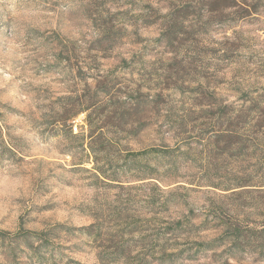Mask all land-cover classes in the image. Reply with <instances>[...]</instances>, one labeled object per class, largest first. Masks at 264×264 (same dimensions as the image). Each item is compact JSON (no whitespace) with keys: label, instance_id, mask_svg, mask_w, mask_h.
I'll use <instances>...</instances> for the list:
<instances>
[{"label":"rangeland","instance_id":"rangeland-1","mask_svg":"<svg viewBox=\"0 0 264 264\" xmlns=\"http://www.w3.org/2000/svg\"><path fill=\"white\" fill-rule=\"evenodd\" d=\"M0 264H264V0H0Z\"/></svg>","mask_w":264,"mask_h":264},{"label":"trees","instance_id":"trees-1","mask_svg":"<svg viewBox=\"0 0 264 264\" xmlns=\"http://www.w3.org/2000/svg\"><path fill=\"white\" fill-rule=\"evenodd\" d=\"M88 110H89V108H81L79 110H76L75 112L70 114L67 118H65L64 123H67L70 120H72L81 111H88ZM117 119L120 122H124L127 119V114H125L124 112H121V113L117 114ZM95 121L96 120H95V118L93 116V112H90V113L88 112V115H87V118H86V122H87V124L90 127V132H89V135H88L87 139H90V141L88 142V145H89L90 149L92 150V152H94V153H95V151H94L93 144H94V140L96 139V138H93L94 133H95V129H96Z\"/></svg>","mask_w":264,"mask_h":264},{"label":"built area","instance_id":"built-area-1","mask_svg":"<svg viewBox=\"0 0 264 264\" xmlns=\"http://www.w3.org/2000/svg\"><path fill=\"white\" fill-rule=\"evenodd\" d=\"M75 129L77 130V126L75 127Z\"/></svg>","mask_w":264,"mask_h":264}]
</instances>
